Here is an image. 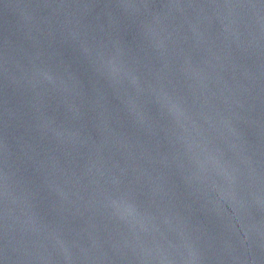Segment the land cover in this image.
I'll use <instances>...</instances> for the list:
<instances>
[{
	"label": "water",
	"instance_id": "95a60500",
	"mask_svg": "<svg viewBox=\"0 0 264 264\" xmlns=\"http://www.w3.org/2000/svg\"><path fill=\"white\" fill-rule=\"evenodd\" d=\"M0 264H264V0H0Z\"/></svg>",
	"mask_w": 264,
	"mask_h": 264
}]
</instances>
